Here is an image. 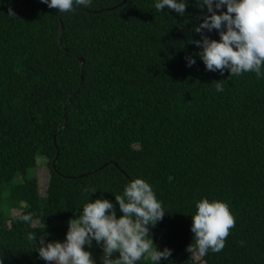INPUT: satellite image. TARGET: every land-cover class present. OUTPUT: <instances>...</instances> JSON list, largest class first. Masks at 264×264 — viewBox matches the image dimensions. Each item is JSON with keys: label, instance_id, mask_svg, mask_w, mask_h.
I'll list each match as a JSON object with an SVG mask.
<instances>
[{"label": "trees", "instance_id": "16d2710c", "mask_svg": "<svg viewBox=\"0 0 264 264\" xmlns=\"http://www.w3.org/2000/svg\"><path fill=\"white\" fill-rule=\"evenodd\" d=\"M154 3L93 0L60 13L41 0H0L3 264H46L29 232L36 246L62 241L92 189L89 200L106 198L120 215L114 196L138 177L167 212L150 227L157 248L172 250L160 264H264V79L205 69L191 43L206 14L198 0L184 16ZM201 197L226 201L235 226L221 252L195 259ZM28 212L33 222H21Z\"/></svg>", "mask_w": 264, "mask_h": 264}, {"label": "clouds", "instance_id": "9594fccd", "mask_svg": "<svg viewBox=\"0 0 264 264\" xmlns=\"http://www.w3.org/2000/svg\"><path fill=\"white\" fill-rule=\"evenodd\" d=\"M49 8L60 13L72 12L78 7H91L93 0H41ZM199 8H206V14L193 31L200 39L191 43L198 47L195 57L204 64L207 71L229 76L255 73L264 79V0H198ZM188 0H155L158 12L173 10L184 16ZM8 14L12 17L13 11ZM216 30L219 39L210 38L205 32ZM185 57L186 66L196 63V58ZM221 81V80H217ZM217 92H223L222 82L215 85ZM96 189H92L93 193ZM85 191H88L87 189ZM88 194V197H89ZM82 205L78 215L68 221L65 238L45 240L36 231L27 234L31 248L35 246L38 256L46 264H97L87 250L99 245L102 255L100 264H160L169 260L171 249H158L153 241L150 227L163 219L167 213L163 203L157 198L153 187L143 178L131 179L121 195L114 196L120 215L112 201L106 198L89 200ZM191 215V232L194 234L188 251H198L201 257L209 251L219 253L225 247L230 229L235 226V218L229 204L222 199L201 197ZM21 222H33V214L28 212L18 217ZM87 246V247H85ZM113 253H118L115 257ZM0 264L3 261L0 260Z\"/></svg>", "mask_w": 264, "mask_h": 264}, {"label": "rangeland", "instance_id": "374dc122", "mask_svg": "<svg viewBox=\"0 0 264 264\" xmlns=\"http://www.w3.org/2000/svg\"><path fill=\"white\" fill-rule=\"evenodd\" d=\"M40 162L37 164L36 168H35V174L38 178V184H39V192L41 194H45V190H46V178L48 177V168L46 166L45 163L42 162V160H39ZM87 247V246H85ZM87 250H89L91 252L92 258L94 260H96L97 264H100V260L99 257L103 254L102 253V249L100 248V246H95L94 244L92 245L91 248H88ZM114 255V253H113ZM195 259L199 257V253H197V251L195 252Z\"/></svg>", "mask_w": 264, "mask_h": 264}, {"label": "water", "instance_id": "95a60500", "mask_svg": "<svg viewBox=\"0 0 264 264\" xmlns=\"http://www.w3.org/2000/svg\"><path fill=\"white\" fill-rule=\"evenodd\" d=\"M62 25H60V27H61ZM82 59H80V61H81ZM151 231H152V233L153 234H155V231L153 230V229H151Z\"/></svg>", "mask_w": 264, "mask_h": 264}]
</instances>
